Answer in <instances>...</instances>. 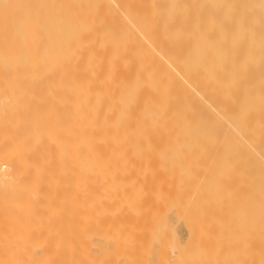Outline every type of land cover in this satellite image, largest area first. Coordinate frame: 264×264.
<instances>
[{"label":"bare ground","instance_id":"6f19581e","mask_svg":"<svg viewBox=\"0 0 264 264\" xmlns=\"http://www.w3.org/2000/svg\"><path fill=\"white\" fill-rule=\"evenodd\" d=\"M0 264H264V0H0Z\"/></svg>","mask_w":264,"mask_h":264}]
</instances>
